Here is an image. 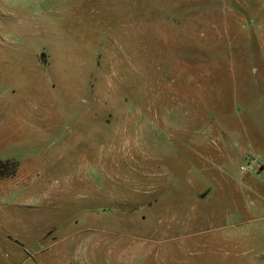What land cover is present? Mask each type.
<instances>
[{
    "label": "rangeland",
    "instance_id": "374dc122",
    "mask_svg": "<svg viewBox=\"0 0 264 264\" xmlns=\"http://www.w3.org/2000/svg\"><path fill=\"white\" fill-rule=\"evenodd\" d=\"M0 264H264V0H0Z\"/></svg>",
    "mask_w": 264,
    "mask_h": 264
}]
</instances>
